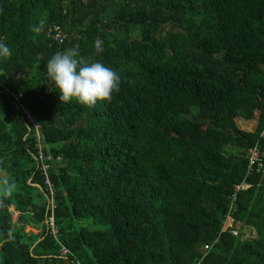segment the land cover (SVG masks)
Returning a JSON list of instances; mask_svg holds the SVG:
<instances>
[{"label": "trees", "instance_id": "16d2710c", "mask_svg": "<svg viewBox=\"0 0 264 264\" xmlns=\"http://www.w3.org/2000/svg\"><path fill=\"white\" fill-rule=\"evenodd\" d=\"M0 43V264H264V0H0ZM71 47L110 99L59 101L44 64Z\"/></svg>", "mask_w": 264, "mask_h": 264}, {"label": "clouds", "instance_id": "9594fccd", "mask_svg": "<svg viewBox=\"0 0 264 264\" xmlns=\"http://www.w3.org/2000/svg\"><path fill=\"white\" fill-rule=\"evenodd\" d=\"M32 31L38 33L40 28L35 27ZM9 54L8 46L0 43V57ZM44 69L60 102L75 100L82 105L93 106L98 101L110 99L119 87V76L113 69L99 61H79L75 47L52 54Z\"/></svg>", "mask_w": 264, "mask_h": 264}, {"label": "built area", "instance_id": "2783aa9c", "mask_svg": "<svg viewBox=\"0 0 264 264\" xmlns=\"http://www.w3.org/2000/svg\"><path fill=\"white\" fill-rule=\"evenodd\" d=\"M47 36L49 38H51L52 40H54L55 42H57L58 44H63L64 41L66 40L67 38V33L63 30V28L59 25H50L48 30H47ZM45 94H47V91H45ZM40 97L42 96L40 93H39ZM23 95H19L17 97V100L20 101V105H21V110L23 112V114L25 115V121L27 124L29 125H33L36 129V133H37V136L40 137V125L37 123L36 119L32 116L30 110L25 106L23 100ZM261 136H264V129L261 133ZM249 165H248V168H249V173L251 172H260L261 169L264 167V153L263 151L261 150L260 146L257 144L255 145L254 147H252L250 150H249ZM38 160H39V164H41V170L45 176V179H46V184L47 186H49L50 188V191H51V194L53 195V191H52V184L50 183L49 181V178H48V173H49V168H50V165L48 164V159L45 161V158L42 154L41 151H39V156H38ZM249 186L247 184H243L241 186H237L236 189L237 190H240V189H246L248 188ZM235 200V197H233V201ZM231 219V216L230 214L227 215L226 217V220H230ZM48 221L50 222V224L52 225L53 228V232H57V229L55 228L54 224H53V218L50 217L48 219ZM229 228H231L232 230V233L233 235H237V230L236 228H232V225L230 227L228 226H225L224 224V228L223 230H228ZM205 249H208L209 246L208 245H205L204 246ZM67 252V249H63V253H66Z\"/></svg>", "mask_w": 264, "mask_h": 264}, {"label": "rangeland", "instance_id": "374dc122", "mask_svg": "<svg viewBox=\"0 0 264 264\" xmlns=\"http://www.w3.org/2000/svg\"><path fill=\"white\" fill-rule=\"evenodd\" d=\"M236 122H237L238 127L240 129H242V130H245V131H253V130L256 129V126H257V122L256 121H245L243 119H236ZM36 146H37V160H38V156H39V151L42 152V154H43V156L45 158V161L47 159H51L50 157L45 156L44 151H43V142L41 141V139H40L39 136L36 137ZM225 151L230 152V151H233V149L230 148V147H226ZM38 162H39V160H38ZM39 165H40V171H42L41 170V164H39ZM42 174H43V172H42ZM48 175H49V173H48ZM11 212H12V220H13L14 223H16L17 222V219H18V213L15 212L13 208H11ZM231 225H232V228H234V229L236 228L237 232L239 233V231L241 230V224L238 223V222H234V220L232 219V217H231L230 220H226L225 221V226L230 227ZM24 229H25V232L28 233V234L34 231V229L32 228V225H28ZM243 230L246 231L247 233L253 234V230H251L250 228L249 229L248 228H245ZM245 238L246 237L244 235L243 236V239H245ZM204 249H205V247H204Z\"/></svg>", "mask_w": 264, "mask_h": 264}, {"label": "crops", "instance_id": "0c3cea01", "mask_svg": "<svg viewBox=\"0 0 264 264\" xmlns=\"http://www.w3.org/2000/svg\"><path fill=\"white\" fill-rule=\"evenodd\" d=\"M34 231H36V230L34 229Z\"/></svg>", "mask_w": 264, "mask_h": 264}]
</instances>
